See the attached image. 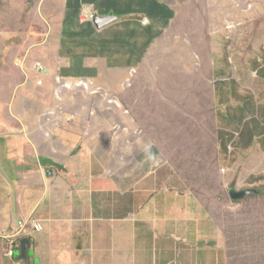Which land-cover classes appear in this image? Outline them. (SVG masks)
I'll return each instance as SVG.
<instances>
[{"label": "crops", "instance_id": "0c3cea01", "mask_svg": "<svg viewBox=\"0 0 264 264\" xmlns=\"http://www.w3.org/2000/svg\"><path fill=\"white\" fill-rule=\"evenodd\" d=\"M246 1L255 6L264 3ZM226 2L63 0L60 33L52 32L46 45L14 44L4 49L0 59V248L4 247L7 264L11 261L4 255L9 245L5 235L15 233L18 223L30 218L38 220L43 230L28 229L30 236L24 239L30 245L24 264H139L140 257L148 256L156 264H169L181 263L189 251L201 259L207 256L200 243L211 240L203 224L212 222L207 213L203 218L202 201L176 173L158 176L168 173L167 161L155 163L162 155H153L160 149L152 139L125 143L123 135L135 131L130 122H123L124 112L109 103L107 95L111 89L122 95L127 82L132 89L143 88L148 82L138 80L139 74L158 72L166 52L174 50L178 59L185 56L184 47L165 48L175 23L185 22L193 13L202 18V9L207 8L216 17L221 6L229 7ZM87 13L113 15L115 20L98 29L85 19ZM37 63L42 67H36ZM111 75L119 79L109 81ZM58 79L83 84V89H64L68 97L60 96ZM96 81L100 90L94 91L89 85ZM72 93H76L73 98ZM112 116L115 121L110 123ZM156 180L164 185L148 187ZM143 181L148 196L140 205L137 191ZM110 196L114 210L129 207L125 215L122 211L112 217L106 214L104 199ZM20 257L16 250L14 258Z\"/></svg>", "mask_w": 264, "mask_h": 264}, {"label": "rangeland", "instance_id": "374dc122", "mask_svg": "<svg viewBox=\"0 0 264 264\" xmlns=\"http://www.w3.org/2000/svg\"><path fill=\"white\" fill-rule=\"evenodd\" d=\"M226 3L229 7L221 6L216 17L207 8L202 9V18L193 13L185 22L175 23L165 48L184 47L185 56L178 59L174 50L166 52L164 67H156L158 72L139 74L138 80L148 82L143 88L132 89L127 82L121 91L128 98L118 89L107 95L109 103H116L118 111L124 112L123 122H130L135 131L129 135L124 131L125 143L152 139L160 149L153 155H162L155 163L167 161L164 168L168 173L158 176L174 172L182 178L202 201L203 218L207 213L212 222L203 224L204 230L209 228L207 237L211 240L200 243L207 256L201 259L189 251L181 263L169 264H264V3ZM62 7L63 0H0V59L4 49L14 44L26 48L34 43L46 45L52 32L60 33ZM16 54L19 56L18 51ZM155 54L152 58L156 60ZM147 76L153 81H146ZM117 79V75L109 77L112 82ZM78 85L58 79L56 89L58 95L66 97L64 89H83V84ZM89 87L100 90L97 81ZM96 104L92 102V106ZM242 116L246 117L240 121ZM114 121L112 116L110 123ZM248 126L254 131L258 126L263 133L245 147L240 144V135ZM220 132L229 134L227 152L221 148ZM95 154L99 157L100 152ZM151 185L164 183L156 180L148 187ZM231 188L258 193L233 201L228 193ZM138 189L141 205L148 196L144 181ZM112 197L104 199L106 214L112 217L122 211L125 215L129 207L114 210ZM3 250L0 248V264H7ZM156 262L151 256L139 259V264Z\"/></svg>", "mask_w": 264, "mask_h": 264}, {"label": "built area", "instance_id": "2783aa9c", "mask_svg": "<svg viewBox=\"0 0 264 264\" xmlns=\"http://www.w3.org/2000/svg\"><path fill=\"white\" fill-rule=\"evenodd\" d=\"M85 19L93 21L95 15L87 13ZM18 227L19 229L15 233L5 235V239L8 241L9 245L8 248L5 249L4 255L11 261V264H24V261L21 258L16 260L14 256L16 250L21 249L22 239L30 236L31 232L28 231V229L34 232H41L43 230L41 223L34 218H30L28 221H20Z\"/></svg>", "mask_w": 264, "mask_h": 264}, {"label": "water", "instance_id": "95a60500", "mask_svg": "<svg viewBox=\"0 0 264 264\" xmlns=\"http://www.w3.org/2000/svg\"><path fill=\"white\" fill-rule=\"evenodd\" d=\"M115 17L113 15L105 16V17H95L93 20V24L98 28H102L103 26L109 24L110 22L114 21ZM229 196L230 199L233 201H239L243 200L247 196H249L252 193H258V191L254 189H244V190H236V189H229ZM30 245L29 239H23L21 242V249H20V254L22 259L27 258V250Z\"/></svg>", "mask_w": 264, "mask_h": 264}, {"label": "trees", "instance_id": "16d2710c", "mask_svg": "<svg viewBox=\"0 0 264 264\" xmlns=\"http://www.w3.org/2000/svg\"><path fill=\"white\" fill-rule=\"evenodd\" d=\"M245 117L242 116L240 121H242ZM262 133L263 132L259 129L258 126L256 127V130L255 131L253 129H250L249 126L248 127H245L242 130L241 135H240V136H242L240 144L242 146H245L246 147V146L250 145L251 142H253L255 140V138L257 136L261 135ZM226 135H229V134H227V133L225 134L223 132H220L219 133V136L220 137L218 138L223 152H227V147H228V142H229V138Z\"/></svg>", "mask_w": 264, "mask_h": 264}, {"label": "clouds", "instance_id": "9594fccd", "mask_svg": "<svg viewBox=\"0 0 264 264\" xmlns=\"http://www.w3.org/2000/svg\"><path fill=\"white\" fill-rule=\"evenodd\" d=\"M21 258V257H20ZM22 259V258H21ZM23 261H25V259H22Z\"/></svg>", "mask_w": 264, "mask_h": 264}]
</instances>
